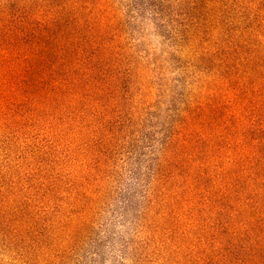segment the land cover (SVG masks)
Here are the masks:
<instances>
[{
  "label": "rangeland",
  "instance_id": "rangeland-1",
  "mask_svg": "<svg viewBox=\"0 0 264 264\" xmlns=\"http://www.w3.org/2000/svg\"><path fill=\"white\" fill-rule=\"evenodd\" d=\"M43 26L46 74L0 89V264H203L264 173V0H0Z\"/></svg>",
  "mask_w": 264,
  "mask_h": 264
},
{
  "label": "trees",
  "instance_id": "trees-1",
  "mask_svg": "<svg viewBox=\"0 0 264 264\" xmlns=\"http://www.w3.org/2000/svg\"><path fill=\"white\" fill-rule=\"evenodd\" d=\"M66 27L60 25L58 30L52 31L49 35V42L62 40ZM47 28L48 26H43L40 31H34L30 37H27L23 30L9 29L2 33L3 29L0 28V67H8L0 75V79H8L5 83H0V89H10L9 83L14 79L12 76L19 75V72H16L19 67H22L24 72H31L39 66V71L33 76L46 74L47 64L53 63L47 55L48 42L43 39V32H47ZM67 37H71L69 32H67ZM57 48L63 50V46ZM83 49L85 51L86 47ZM59 50L56 49L57 52H61ZM80 50L82 51V49ZM72 55L74 53L69 51V62L72 60ZM62 58L67 61L65 51ZM27 65L31 68L28 69ZM262 70L263 74L258 79L264 84V67ZM10 73H13L12 76ZM50 73L61 78V70ZM33 76L25 75L26 79H21V83L17 87L12 85L13 89L11 90L23 95L33 96L37 92L42 94L45 90L44 82H40ZM246 146L249 144L245 142L244 148ZM263 176L264 173L256 169L253 176L239 184L240 188L235 194L236 198L242 201V207H244L241 209L243 222L241 225H237L233 223L232 219L227 220L217 236V252L207 258L203 264H264V182L260 181ZM246 198L250 201L249 206L248 201L244 202Z\"/></svg>",
  "mask_w": 264,
  "mask_h": 264
}]
</instances>
